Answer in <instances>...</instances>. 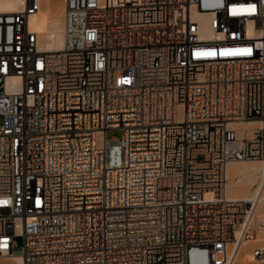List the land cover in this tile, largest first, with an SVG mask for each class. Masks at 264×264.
<instances>
[{
    "label": "built area",
    "instance_id": "obj_1",
    "mask_svg": "<svg viewBox=\"0 0 264 264\" xmlns=\"http://www.w3.org/2000/svg\"><path fill=\"white\" fill-rule=\"evenodd\" d=\"M41 4L0 13V256L264 264V201L226 177L264 159L232 128L264 123V0H64L57 52Z\"/></svg>",
    "mask_w": 264,
    "mask_h": 264
},
{
    "label": "bare ground",
    "instance_id": "obj_2",
    "mask_svg": "<svg viewBox=\"0 0 264 264\" xmlns=\"http://www.w3.org/2000/svg\"><path fill=\"white\" fill-rule=\"evenodd\" d=\"M25 0H0V13L19 12L23 9ZM56 0H42L39 12L30 20V29L38 35V47L42 51L57 52L64 46V4L61 12L56 9ZM57 10V11H56ZM206 31L204 37H208ZM232 128L238 134L239 142L249 139L255 129H263L264 123L247 122L233 124ZM240 145V144H235ZM227 196L232 200L259 201V208L264 201V159L261 161L234 162L227 166ZM261 213H257L260 218ZM252 243H244L240 249L238 261L249 263L252 257L249 253ZM8 258L15 264H22L19 256H0Z\"/></svg>",
    "mask_w": 264,
    "mask_h": 264
},
{
    "label": "rangeland",
    "instance_id": "obj_3",
    "mask_svg": "<svg viewBox=\"0 0 264 264\" xmlns=\"http://www.w3.org/2000/svg\"><path fill=\"white\" fill-rule=\"evenodd\" d=\"M63 1L64 0H56V2H55L56 9L57 10L59 9L58 13L61 12V7L63 6ZM0 123H1V120H0ZM122 137H123V132L121 130H111L107 133L108 139H112V138L121 139ZM14 241L16 242L18 247H22L23 239L21 237H15ZM0 264H15V263H13V261L9 260L8 258H0Z\"/></svg>",
    "mask_w": 264,
    "mask_h": 264
}]
</instances>
